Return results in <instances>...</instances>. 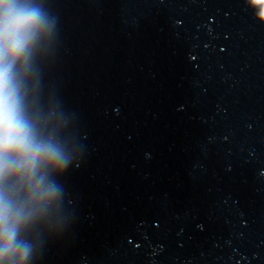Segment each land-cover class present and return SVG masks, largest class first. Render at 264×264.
I'll list each match as a JSON object with an SVG mask.
<instances>
[{
	"label": "water",
	"instance_id": "95a60500",
	"mask_svg": "<svg viewBox=\"0 0 264 264\" xmlns=\"http://www.w3.org/2000/svg\"><path fill=\"white\" fill-rule=\"evenodd\" d=\"M35 106L69 164L31 264H264V23L246 0H34Z\"/></svg>",
	"mask_w": 264,
	"mask_h": 264
},
{
	"label": "clouds",
	"instance_id": "9594fccd",
	"mask_svg": "<svg viewBox=\"0 0 264 264\" xmlns=\"http://www.w3.org/2000/svg\"><path fill=\"white\" fill-rule=\"evenodd\" d=\"M264 23V0H246ZM54 25L34 0H0V264H31L32 232L60 207L70 160L56 123L35 106L36 61Z\"/></svg>",
	"mask_w": 264,
	"mask_h": 264
}]
</instances>
